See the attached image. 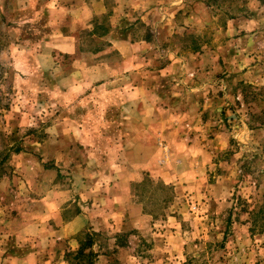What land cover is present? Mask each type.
Listing matches in <instances>:
<instances>
[{
  "label": "rangeland",
  "instance_id": "obj_1",
  "mask_svg": "<svg viewBox=\"0 0 264 264\" xmlns=\"http://www.w3.org/2000/svg\"><path fill=\"white\" fill-rule=\"evenodd\" d=\"M53 2L0 0V264L2 254L3 259H10L3 264L86 263L75 259L73 252L62 253L48 241L31 237L29 230L20 235L15 230L16 225L26 227L31 220L28 197L38 198L48 187L67 190L72 185L71 170L66 168L53 184H47L40 171L52 166L42 162L44 156L37 151L38 144L48 141L50 128L67 122L77 125L79 121L69 119L79 112V104H70L69 89L59 84L74 69L77 57L48 54L56 29L72 27L69 20L59 23L52 12ZM220 2L184 0L177 23L182 29L172 41L186 58L196 46H200L199 52L217 53L230 40L238 43L233 47L231 62L215 54L213 61L210 57L190 59L192 67L195 64L212 72V76L204 73L197 79L204 85L196 101L205 126L188 133L190 139L198 134L207 145L210 163L202 171L204 181L190 192L182 190L187 184L184 188L178 185V189L145 174L144 179L149 177L152 182L136 189L133 184L132 195L151 217L150 223L145 229H136L127 219L121 234L82 235V242L86 243L87 235L94 242V264H264V234L258 232L262 222L253 215L264 203V1ZM242 6L245 11L234 19L224 16ZM81 33L86 38L82 50L98 48L90 33ZM193 37L197 38L196 45L190 39ZM119 60L116 57L115 63ZM162 63L154 58L151 67ZM151 73L152 81L163 79L159 73ZM190 78L195 80L193 74ZM89 122L93 128L94 120ZM220 133L225 139L216 149L212 143ZM89 138L87 148L95 151L102 146L110 150L115 141L110 135ZM18 147L22 152L13 153ZM78 153L87 154L86 147ZM105 155L109 157L110 152ZM181 155L186 157L185 153ZM164 156L169 160L170 151L165 150ZM36 166L39 172L32 174ZM160 184L168 187L163 189ZM172 238L179 241V251L176 244L167 245ZM31 252L40 254L31 263L23 261ZM15 256L18 263L13 262Z\"/></svg>",
  "mask_w": 264,
  "mask_h": 264
},
{
  "label": "crops",
  "instance_id": "obj_2",
  "mask_svg": "<svg viewBox=\"0 0 264 264\" xmlns=\"http://www.w3.org/2000/svg\"><path fill=\"white\" fill-rule=\"evenodd\" d=\"M52 4L59 23L69 20L72 27L56 29L48 54L77 57L74 69L59 84L69 89L67 101L79 104V112L69 116L79 121L50 128L48 141L38 144L37 151L44 156L42 162L52 166L40 171L47 184H53L66 168L71 170L72 185L67 190L48 187L46 194L28 197L31 220L26 227L16 225L15 230L18 235L29 230L31 237L65 253L76 252L85 233L121 234L127 219L133 228L145 229L151 217L132 195V185L141 183L145 174L178 189L187 184L182 190L190 192L204 181L202 171L210 163L207 145L198 134L190 139L188 133L205 126L196 101L204 85L197 79L212 72L192 67L190 59L210 57L213 61L216 55L229 61L238 43L230 40L217 53L203 50L188 58L180 55L172 41L182 29L177 23L184 0H54ZM83 30L97 43L92 52L82 50ZM154 58L163 62L160 67H151ZM151 71L163 79L152 81ZM88 90L92 94L86 95ZM89 119L94 120L93 128ZM103 135L115 137L112 148L106 150L109 157L103 146L97 149L100 154L87 148L89 137ZM224 136L216 135L212 143L216 149L221 148ZM83 146L87 154L78 153ZM165 150L171 153L169 160ZM35 169L32 174L39 172ZM171 244L180 250L178 240L172 238L167 245ZM39 254L31 252L22 260L31 263ZM3 257L2 264L10 261Z\"/></svg>",
  "mask_w": 264,
  "mask_h": 264
},
{
  "label": "trees",
  "instance_id": "obj_3",
  "mask_svg": "<svg viewBox=\"0 0 264 264\" xmlns=\"http://www.w3.org/2000/svg\"><path fill=\"white\" fill-rule=\"evenodd\" d=\"M214 1V3H218L219 0H212ZM227 0H221V2L219 3L220 5H223ZM261 1H264V0H261ZM245 11V7H236L235 9L232 10V12H228V13H224V16L229 18V19H234L235 15L236 14H239L241 12ZM103 33V32H102ZM192 43L193 44H197V38H190ZM200 51V46H196L194 48H192V52L194 53H197ZM22 148H16L13 150V153L15 154H19L22 152ZM8 156L6 157V160L8 159ZM149 183V182H152L149 180V177H147L146 179H144L143 182L141 183H137V184H134L133 187L136 189V188H139V187H143L146 183ZM161 187L163 189H166L168 186L166 185H162L160 184ZM253 215L254 217H256L258 220H260L262 222V225L260 226V229H259V233L260 234H264V203L262 204V206L259 208L258 211L256 212H253ZM252 232H254V230H252ZM87 241L86 243L80 241V247L79 249L76 251V252H73L71 253V255H74L75 256V259H78V260H83L85 261L86 263L85 264H94V259L96 258V254L94 253V251L92 250L93 246H94V242L92 240V238L90 237V235H87ZM226 240V235L224 237V241Z\"/></svg>",
  "mask_w": 264,
  "mask_h": 264
}]
</instances>
